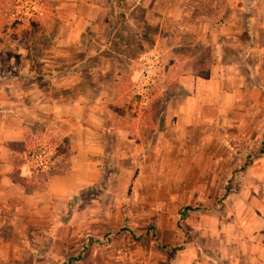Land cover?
<instances>
[{
    "label": "rangeland",
    "instance_id": "obj_1",
    "mask_svg": "<svg viewBox=\"0 0 264 264\" xmlns=\"http://www.w3.org/2000/svg\"><path fill=\"white\" fill-rule=\"evenodd\" d=\"M187 5L196 11L154 14L110 0L104 26L83 34L85 73L115 88L113 96H101L103 103L94 101L96 90L85 89L107 125L100 134L98 180L66 206L48 205L42 189L29 211L11 214L4 206L0 264H190L202 254L220 264L234 257L262 264L246 262L238 241L252 235L246 224L264 216V153L258 154L264 143V0ZM56 19L52 0H0V36L30 44L33 69H40L38 58L53 41ZM201 34L215 43H195ZM188 72H199L202 80L190 79L185 115L171 102L188 94L180 85L189 83L181 77ZM50 129L34 126L27 149L54 147L51 168L62 170L70 163L69 145ZM180 150L190 158V181L202 184L191 197L186 189L168 197L171 183L164 182L172 152ZM207 152L213 167L193 174L195 166L207 167ZM31 172L36 182L49 176V169ZM228 180L232 190L224 196Z\"/></svg>",
    "mask_w": 264,
    "mask_h": 264
},
{
    "label": "crops",
    "instance_id": "obj_2",
    "mask_svg": "<svg viewBox=\"0 0 264 264\" xmlns=\"http://www.w3.org/2000/svg\"><path fill=\"white\" fill-rule=\"evenodd\" d=\"M52 1L58 24L55 26L53 41L44 46L38 58L40 69L32 68L34 59L30 44H20L18 39L7 40L0 36V222L3 221L4 206L10 207L11 214H17L19 208L29 211L30 202L39 194V189L48 199V205L63 202L66 206L73 196L96 182L99 177L98 164L102 154L100 134L107 125L103 114H94L96 103L92 107L94 99L87 97L85 89L90 87L96 90L94 101L103 103L101 96L107 92L114 93L115 88L113 84L107 86L93 83L90 80L93 71L85 73L83 63L87 55L82 53V40L83 34L104 26V15L110 0ZM123 1L127 5L135 4L140 10L143 8L145 13L154 14L181 13L184 8H190L192 12L196 9L192 5L186 6L189 0H167L165 4H162V0ZM210 37V34H201L195 43L205 46L214 44L215 40ZM181 77L187 78L189 82L180 81L188 94L183 96L184 100L171 103L175 109L187 115L190 110V79L196 83L201 82L202 75L199 72H188ZM168 106L169 103L167 110ZM80 110L88 114L82 116ZM178 113L175 118H182ZM40 124L45 129L51 128L49 131L68 143L70 154L67 156H70V163L57 174L36 182L25 163L27 153L23 149L27 147L30 135H34V126ZM172 156L174 161L170 178L164 182L171 183V186L169 184L166 187V196H171L175 189H186L190 191L191 197V189L198 188L202 183L190 181V158L184 156L183 150L172 152ZM17 158L22 159L20 164H16ZM206 158L207 167L195 166L196 169L191 171L193 174L209 172L208 169L214 164L213 157L207 152ZM146 164L159 168L157 163L152 166L147 161ZM177 175H188V178L179 180ZM261 210L264 214V209ZM257 215L259 219L256 225L246 224L252 235L240 238L238 242L246 262L259 261L264 264V216ZM197 252L195 256L200 253ZM234 259L232 264H243L237 257ZM190 264L216 262L202 254L201 259L191 261Z\"/></svg>",
    "mask_w": 264,
    "mask_h": 264
},
{
    "label": "built area",
    "instance_id": "obj_3",
    "mask_svg": "<svg viewBox=\"0 0 264 264\" xmlns=\"http://www.w3.org/2000/svg\"><path fill=\"white\" fill-rule=\"evenodd\" d=\"M142 90L145 92L146 87H142ZM144 94L145 93H143V95ZM55 158V148L43 145L36 149H32L29 153H27L25 155V163L31 171H45L54 166Z\"/></svg>",
    "mask_w": 264,
    "mask_h": 264
},
{
    "label": "trees",
    "instance_id": "obj_4",
    "mask_svg": "<svg viewBox=\"0 0 264 264\" xmlns=\"http://www.w3.org/2000/svg\"><path fill=\"white\" fill-rule=\"evenodd\" d=\"M23 150H24V152H26V153H29V152H30V149H27V147L24 148ZM59 150H61V149H59ZM62 151H63V153L65 154V151H64L63 149H62ZM262 153H264V143H263V145L261 146V148L258 150V154H262ZM61 154H62V153H61ZM66 155H67V154H66ZM15 162H16V164H20V163L22 162V159L17 158V160H15ZM249 162H250V159H249V156H247V157H246V161H245V163L243 164V166H244V165H247ZM243 166H242L241 168H243ZM58 172H60V170H56V169L50 168V169H49V176H52V175H54V174H57ZM49 176H46V175L44 174L43 178H40L39 181L44 180V179L48 178ZM224 189H225V191H224V196H227V195L231 192V190H232L231 187H230V184H229V180H228V184L225 185ZM189 208H191V207H185V210H187V209H189ZM185 214H186V212H183V213L181 214V216L183 217ZM200 253H201V252H200ZM206 256L209 257V258H211V259H213L214 262H216V264H220V263H218V260H217L216 258H214V257H212V256H208V255H206ZM77 258H79V257H77ZM63 264H69V263H63Z\"/></svg>",
    "mask_w": 264,
    "mask_h": 264
}]
</instances>
